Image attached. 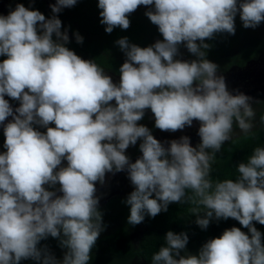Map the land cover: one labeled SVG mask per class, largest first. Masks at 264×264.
<instances>
[{"label": "clouds", "instance_id": "clouds-1", "mask_svg": "<svg viewBox=\"0 0 264 264\" xmlns=\"http://www.w3.org/2000/svg\"><path fill=\"white\" fill-rule=\"evenodd\" d=\"M75 3L56 0L47 19L31 0L27 7L9 3L0 14V264H89L103 231L95 185L120 171L133 186L124 201L129 225L185 202L201 229L229 218L240 225L195 254L186 250L185 232L169 230L151 264H264V234L253 223L264 225V147L236 166L235 179L210 177L234 125L252 130V98L231 94L203 51L215 33L235 34L237 16L244 28L264 23V0H97L106 33L127 29L129 14L149 6L144 14L162 36L146 47L116 41L125 56L117 82L65 46L67 29L56 14ZM181 45L195 59L178 58ZM145 110L161 131L198 121L199 143L182 135L165 147L138 123ZM138 140L132 162L125 150ZM49 236L63 250L59 259L38 247Z\"/></svg>", "mask_w": 264, "mask_h": 264}, {"label": "trees", "instance_id": "trees-1", "mask_svg": "<svg viewBox=\"0 0 264 264\" xmlns=\"http://www.w3.org/2000/svg\"><path fill=\"white\" fill-rule=\"evenodd\" d=\"M96 4L97 0H76L70 8L68 28L72 34L78 33L82 37L81 43L75 42L70 46L75 52L85 55L88 60L95 61L104 71L119 77L118 69L124 62L125 56L116 44L118 39L127 37L129 43L146 47L162 39V36L146 16L134 13L128 16L130 25L127 29L116 27L111 33H106L105 25L99 22V9ZM42 6L43 4H37L34 8L40 9ZM258 27L255 29L242 27L237 16L235 34L215 33L212 38L204 41L210 45L208 49L203 50L206 53L205 58L217 64V72L228 71L232 68H245L263 48V42L255 36ZM247 36H251L254 45H245ZM179 51L181 55L178 58L195 59L182 45ZM146 111L150 110H145L144 117L138 122L150 120ZM257 146L264 147V123L248 134L244 133L223 142L221 149L215 153V162L212 164L210 177L213 180L235 179L238 175L236 166L240 162H246L252 150ZM125 200L121 199L120 206L125 208L123 214L124 219L127 220L128 205L124 203ZM193 206L189 202L170 203L166 212L162 211L151 218L145 216L144 221L137 224L142 227V232L135 245L130 240V229L136 225L121 226L104 238L97 239L90 253L89 264H130L134 260L151 264L152 255L163 245V237L169 230L176 233L185 232L188 236L186 250L195 254L207 239L218 236L225 228L240 227L237 221L229 218L219 221L210 220L208 227L201 229L195 223L196 215L189 211ZM199 215L202 216L203 211ZM253 223L264 234V225ZM241 230L247 231L244 228ZM44 245L49 249H60L58 241L51 236L41 240L38 247ZM21 264L34 263H28V260H25L21 261Z\"/></svg>", "mask_w": 264, "mask_h": 264}, {"label": "rangeland", "instance_id": "rangeland-1", "mask_svg": "<svg viewBox=\"0 0 264 264\" xmlns=\"http://www.w3.org/2000/svg\"><path fill=\"white\" fill-rule=\"evenodd\" d=\"M15 2L23 3L26 7L29 5V0H0V14H6L7 9L5 6L9 3ZM55 2L56 0H31L32 7L37 4H43L42 8L37 10L44 14L46 19L53 15L51 12L50 5L55 4ZM148 7L149 6H138L137 9L134 10L132 13L145 16L144 13L148 10ZM67 8L68 7L62 8L61 11L56 14L57 18L61 21V31L63 32L65 29H67L68 43L65 46L72 50L80 58L88 60L85 55L75 52L70 46L71 44H74L76 40L74 35L68 28L67 22L69 20V12L67 11ZM256 34V38L260 39L263 42V48L262 51L259 52V54L255 57V59L250 61L243 69L232 68L228 71H219L216 73L218 76L222 75L224 77L227 89L231 94L235 95L237 92H240L252 98L250 104L255 112V116L252 121V130L261 124L260 115H264V23H261V25L258 27V29L256 30ZM245 40L246 46L254 45L251 36L245 37ZM105 72L112 76L113 82L118 81L119 77L113 75L110 72ZM5 99L9 98L5 97ZM9 102L14 108L18 106V102L11 100ZM146 112L150 120L138 123L148 127L150 131H152L151 133L154 138L164 143L165 147H167V141L172 139H178L182 135H186L189 137L190 144L193 147H195L199 143V136L197 134L199 127L198 121L193 120L192 125L190 127L185 126L183 130H177L175 132L161 131L158 128L154 127V119L152 113L150 111ZM41 131H43V129H41ZM241 134L244 133L240 132L238 128L234 127L233 132L230 134L231 139ZM139 143L140 141L138 140L136 145H130L125 150V154L129 156L130 161L132 162H134L135 159L140 155L138 147ZM2 144L3 136L2 132H0V151L3 150ZM95 187V195L98 197V210L102 214L103 225V231L100 233L98 239H102L105 236L113 233L117 228L121 226H129L127 220L124 219L123 211L125 210V208L123 206H120V202L121 199L127 198L128 194L133 190V186L130 184L127 172L120 171L115 173H105L104 183H96ZM141 232L142 227L139 225H136L134 228L130 229V240L133 245L137 244ZM49 250L58 259L62 257V249ZM29 262L35 264V262L31 260H28V263ZM130 264L145 263L140 260H134Z\"/></svg>", "mask_w": 264, "mask_h": 264}, {"label": "flooded vegetation", "instance_id": "flooded-vegetation-1", "mask_svg": "<svg viewBox=\"0 0 264 264\" xmlns=\"http://www.w3.org/2000/svg\"><path fill=\"white\" fill-rule=\"evenodd\" d=\"M71 7H72V6H71ZM71 7H68V8H67V11H68V12H69V10H70ZM41 8H42V7H41Z\"/></svg>", "mask_w": 264, "mask_h": 264}]
</instances>
